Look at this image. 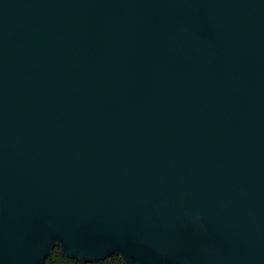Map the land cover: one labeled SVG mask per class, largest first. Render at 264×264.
Masks as SVG:
<instances>
[{
  "label": "water",
  "instance_id": "water-1",
  "mask_svg": "<svg viewBox=\"0 0 264 264\" xmlns=\"http://www.w3.org/2000/svg\"><path fill=\"white\" fill-rule=\"evenodd\" d=\"M264 264V0H0V264Z\"/></svg>",
  "mask_w": 264,
  "mask_h": 264
},
{
  "label": "trees",
  "instance_id": "trees-1",
  "mask_svg": "<svg viewBox=\"0 0 264 264\" xmlns=\"http://www.w3.org/2000/svg\"><path fill=\"white\" fill-rule=\"evenodd\" d=\"M42 264H126L119 255H109L96 261H81L77 258H71L59 251V247L54 245L44 258Z\"/></svg>",
  "mask_w": 264,
  "mask_h": 264
}]
</instances>
